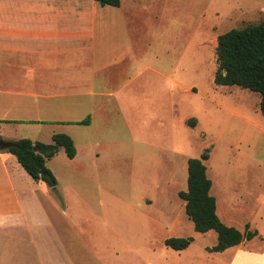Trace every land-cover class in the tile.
Wrapping results in <instances>:
<instances>
[{"label":"crops","instance_id":"obj_1","mask_svg":"<svg viewBox=\"0 0 264 264\" xmlns=\"http://www.w3.org/2000/svg\"><path fill=\"white\" fill-rule=\"evenodd\" d=\"M198 2L120 0L118 7H111L94 0H0V138L20 140L15 131L27 123L56 124L58 131L50 136L69 135L76 150L73 159L65 156L73 164L69 179L77 175L82 182L81 196L67 182L62 193L55 185L56 198L42 197L17 182L16 177H25V171L15 156L0 150V264H264V232L254 229L255 212L243 217L251 198L245 187L215 184L208 177L218 218L237 228L231 220L240 214L244 225L257 233L222 252L206 250L215 244L198 247L200 233L194 229L189 236L183 234L185 222L178 212L184 211L185 203L178 195L179 206L175 200H157L160 183L148 186L147 196L140 194L136 201L100 199L88 193L92 186L101 185L99 176H105L102 160L111 159L117 166L121 160H130L137 172V160L153 158L158 149L154 137L136 134V120L110 125L111 110L127 112L131 115L124 117L131 119L144 107L152 120L164 109L167 115L169 109L175 110L173 99L184 100L186 92L193 93L181 81L191 71L186 63H201L203 45L215 52L220 35L214 24L201 23ZM262 2L241 0L240 6ZM170 41L178 69L168 73L146 64L141 69L136 66L137 61L151 57L156 44L157 52L169 53ZM131 70L137 75L147 70L160 83L148 79L144 85L131 86L132 77L137 78L130 77ZM124 77L127 80L121 85ZM86 118L88 124H78ZM179 120L183 124L186 118L181 115ZM112 126L115 133L123 126L128 134L104 135V128ZM106 143L107 152H100ZM169 143L166 139L168 150ZM173 156L179 155L173 152ZM181 160L186 169L188 159ZM168 170L161 195H166L165 185H179L178 168ZM181 170L185 181L187 173ZM120 173L110 168L109 175L118 180ZM259 203L264 218V192ZM169 237L193 241L175 251L164 244Z\"/></svg>","mask_w":264,"mask_h":264},{"label":"rangeland","instance_id":"obj_2","mask_svg":"<svg viewBox=\"0 0 264 264\" xmlns=\"http://www.w3.org/2000/svg\"><path fill=\"white\" fill-rule=\"evenodd\" d=\"M188 3L189 1L187 5ZM240 3L241 0H201L196 6H200V11H202L201 23L203 25L214 24L218 33L222 34L231 29H241L247 25L258 24L264 20V2L258 6L250 7L240 6ZM156 48L159 49L157 44ZM156 48L151 57L146 58L145 62L142 60L137 61L136 66L139 69L144 66L143 64L159 71H168V73L178 69L177 65H174V60H172L174 55V44L172 41L169 43V53H167L168 50L163 53L157 52ZM165 56H168L169 59H166ZM186 64L191 71L186 73L184 78L181 77V81L193 93L189 94L186 92L184 100L180 97L178 100L177 98L173 99L174 102L172 104L176 109H169V115H167V110L164 109L162 113L155 114L154 117H151L152 120H149L150 116L145 115V112L149 114V110H145L142 107V109L138 108L136 110V117L132 116L130 117L131 119H127L124 116L127 117L131 114L123 111L122 114H118L116 109L110 111L112 116L109 120H113L110 125L115 126L119 122L123 124V120H136V134L138 136L154 137V146L158 147V149H156L153 158H140L137 160V172H133L131 169L130 160H121L120 166L113 164L111 159L102 160L105 162V176L100 175L101 185H98L97 189H95V185L92 186L88 193L92 196L96 194L95 198L100 199L121 197L126 200L136 201L140 194L147 196L150 188L148 186H152V184L159 185L160 183L157 187L159 188L157 200H162V198L175 200V203H178L179 206L181 201L177 195L179 191L186 190L187 180L185 175L187 167L185 169L181 159L199 158L201 153L207 149L210 157L205 164L208 177L215 184L225 185V183L231 182L249 190L251 198L243 211V217L248 218L249 213L255 212V218L257 219L253 218L254 229L262 234L264 232V218L262 216L263 207L259 205V199L264 192V116L259 112L260 97L257 93L240 87L215 85L213 79L217 68L216 55L214 51H211L205 45L202 48L201 63L190 61ZM130 73H132L130 77L133 75L137 77H132L131 86L144 85L148 79L150 83H160L157 80L159 77L150 74L147 70L140 74L138 73V75L135 70H131ZM127 77L122 78L121 85L126 82ZM178 79L180 80V77ZM163 83L164 85L167 84L165 81ZM139 94L141 95L140 92ZM133 111L134 109H132ZM181 115H184L186 120L194 118L196 120L195 127H189L186 124V120H184L183 124L180 123L179 118ZM55 125L43 123L42 126H39L27 123L17 129L15 135L20 139H30L49 144L51 143L50 132L58 131ZM114 126L104 128L106 130L103 134L106 136L128 134L123 126L115 133ZM1 139L3 140V138ZM166 139L170 140L169 150L166 148ZM107 146V143L101 144L100 152H107ZM166 149L169 153L166 152ZM173 152H176L179 156L176 158L172 157ZM168 155H171V157ZM98 161L102 162L101 160ZM100 162L96 165L97 167H99ZM45 167L56 178V185L59 188L58 193H62L61 188L64 184L71 182V185L76 187L74 191L80 196L82 195V182L80 179L77 180V178L81 177L74 175L72 179H69L68 170L73 167V164L65 157L62 149H59L57 154L46 162ZM181 167L184 169L185 181L181 178L183 177ZM110 168L117 171L121 170L119 180L116 179V176L109 175ZM168 169L171 172L177 170L179 185H165L166 195H161L160 192L162 186H164L163 179L168 177ZM22 176L20 174V177H16V180L28 190L35 191L37 194H41L42 197L48 194L52 198H56V193L55 191L53 192L55 187H50L43 181H39L42 184L33 182L26 174L25 177ZM77 185L80 186V189L77 188ZM154 209L157 211L158 205ZM222 210L224 211V209ZM178 213L183 218V222H185L184 227L182 225L183 234L189 236V233L193 232V225L184 215L183 209ZM153 214H155L154 211ZM240 216V214L237 216L239 219H232L231 223L237 229L243 231L245 225ZM197 235L198 247H201L200 245L204 243L208 245L216 243V234L213 231Z\"/></svg>","mask_w":264,"mask_h":264},{"label":"trees","instance_id":"obj_3","mask_svg":"<svg viewBox=\"0 0 264 264\" xmlns=\"http://www.w3.org/2000/svg\"><path fill=\"white\" fill-rule=\"evenodd\" d=\"M101 6L118 7L120 0H94ZM216 72L214 84L223 87H240L257 93L260 97L259 112L264 116V20L258 24L247 25L241 29H231L217 36L216 39ZM88 118L78 124L86 125ZM193 128L194 118L186 120ZM16 146L3 150L15 156L18 164L33 181H43L50 187H55L56 180L45 167L63 149L68 159L76 154L72 138L65 133H54L51 143L33 142L30 139L15 141ZM209 151L204 150L199 158L187 160L186 190L179 191L178 197L184 201V212L192 222L195 232L205 234L216 233V243L206 250L222 252L237 246L243 241L257 235L246 225L243 231L224 224L216 214V201L210 194L211 180L206 173L205 162L209 159ZM45 168V174L40 171ZM193 241L191 237H169L164 244L175 250L186 249Z\"/></svg>","mask_w":264,"mask_h":264},{"label":"water","instance_id":"obj_4","mask_svg":"<svg viewBox=\"0 0 264 264\" xmlns=\"http://www.w3.org/2000/svg\"><path fill=\"white\" fill-rule=\"evenodd\" d=\"M16 146L15 142H9V141H3L1 138H0V150H6L10 147H14ZM45 174V168H43L41 171H40V175H44Z\"/></svg>","mask_w":264,"mask_h":264}]
</instances>
